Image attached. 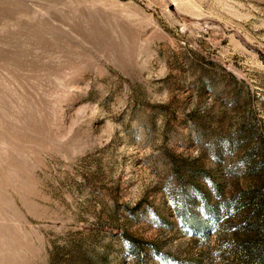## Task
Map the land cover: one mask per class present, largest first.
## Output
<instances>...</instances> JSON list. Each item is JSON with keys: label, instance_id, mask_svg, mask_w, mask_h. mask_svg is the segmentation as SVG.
<instances>
[{"label": "rangeland", "instance_id": "374dc122", "mask_svg": "<svg viewBox=\"0 0 264 264\" xmlns=\"http://www.w3.org/2000/svg\"><path fill=\"white\" fill-rule=\"evenodd\" d=\"M264 0H0V264H257Z\"/></svg>", "mask_w": 264, "mask_h": 264}, {"label": "trees", "instance_id": "16d2710c", "mask_svg": "<svg viewBox=\"0 0 264 264\" xmlns=\"http://www.w3.org/2000/svg\"><path fill=\"white\" fill-rule=\"evenodd\" d=\"M262 253L257 258V264H264V243L261 245Z\"/></svg>", "mask_w": 264, "mask_h": 264}]
</instances>
